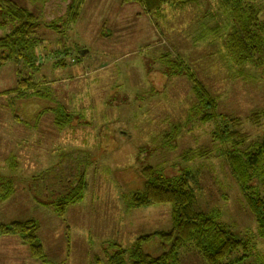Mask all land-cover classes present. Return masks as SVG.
I'll use <instances>...</instances> for the list:
<instances>
[{
	"label": "rangeland",
	"instance_id": "obj_1",
	"mask_svg": "<svg viewBox=\"0 0 264 264\" xmlns=\"http://www.w3.org/2000/svg\"><path fill=\"white\" fill-rule=\"evenodd\" d=\"M14 1L36 14L47 6L46 0ZM229 23L219 0L164 5L153 13L136 2L84 0L78 20L62 33L43 26L38 30L44 45L37 49L42 66L35 80L47 79L53 95L19 98L14 104L17 115L34 125L31 112L61 105L70 112L71 122L63 131L57 115V126L54 116L41 117L39 125L44 128L37 125L38 132L45 141L39 147L31 146L35 133L29 129L12 147L0 141V173L13 176L15 185L10 200L0 204V224L35 219L48 259L44 263L36 258L18 235H1L0 264H109L111 243L129 247L130 235L138 228L171 229L168 204L147 211L128 209L131 194L144 189L141 167L145 164H162L167 172L172 165L193 173L201 169V179L192 181L199 208L219 211L220 220L238 237L256 242L247 244V253L258 264L264 262V237L259 236L256 216L229 164L220 156L190 161L180 157L188 149L211 147L210 134L218 123L189 121L194 124L188 125L190 109L197 102L189 71L217 98L218 113L242 120L241 129L249 135L246 144L264 138V58L258 66L237 65L226 49ZM178 60L183 64L174 65ZM20 69L15 61L0 65V107L5 110L10 104L1 100V93L21 78ZM254 114L260 115L255 116L257 123L250 118ZM173 130H177L176 149H163L173 140ZM61 151L91 158L85 169L87 195L68 207L66 217L54 206L37 202L31 191L34 177L66 163ZM11 153L16 155L12 160ZM12 161L17 166H11ZM72 162L73 158L67 163ZM258 182L264 196V185ZM255 185L251 181L250 186ZM116 186L121 189L116 191ZM119 209L128 211V216L121 218ZM139 221L145 226H137ZM180 255L181 264L205 263L191 246H184ZM254 260L249 257L247 262Z\"/></svg>",
	"mask_w": 264,
	"mask_h": 264
},
{
	"label": "trees",
	"instance_id": "obj_2",
	"mask_svg": "<svg viewBox=\"0 0 264 264\" xmlns=\"http://www.w3.org/2000/svg\"><path fill=\"white\" fill-rule=\"evenodd\" d=\"M194 1L196 0H123V3L136 2L147 12L153 13L160 11L164 5L182 7ZM46 2L47 6L42 13L36 14L14 0H0V65L15 61L21 68L18 72L21 78L18 76L16 86L6 91L13 96L8 106L14 109L16 101L31 94L44 99L51 98L47 79L35 80L42 66L37 49L44 45V40L37 34L38 30L43 26L62 33L63 28L78 20L84 0ZM219 3L226 9L232 21L229 23L230 34L226 41L229 56L240 66L260 65L264 58V1L219 0ZM48 11L50 14L46 16ZM64 15L67 16L66 21L61 23ZM76 62L77 58L73 60V63ZM173 64L182 65L183 62L178 60L173 61ZM189 69L186 68L188 71ZM187 75L193 81L195 100L197 99L190 109L188 125L197 121L218 123L212 131L211 147L189 149L180 157L184 161L223 157L245 195L249 209L256 216L259 236L264 237V196L257 189L258 180L264 185V138L246 144L249 135L241 129L242 120L218 113L217 98L195 74L189 71ZM51 109L58 116L57 122L61 127L69 125V111L61 105ZM255 116L258 118L260 115L254 114L250 118L257 123L259 119L256 120ZM176 132L177 130H173V140L166 142L163 149H176ZM143 148L140 151H145ZM63 158L66 163L73 158V162L67 163L68 165L63 162L60 166L50 167L34 177L31 191L37 202L54 206L64 217L68 206L82 201L85 197L88 186L85 169L91 165V158H81L73 153H64ZM11 166L15 167L17 163L12 161ZM172 166V170L167 172L162 164L143 165L141 174L145 178L144 189L131 194L128 200L129 207L133 209L170 205L172 228L168 231L141 234L129 247L111 243L114 251L109 256V264H181L180 252L186 245L197 251L205 264H258L254 256L247 253V244L255 245L256 242L250 241L251 238L238 237L220 220L219 211L199 208L195 183L192 181L201 178V169L193 173ZM13 178L11 175L0 176V204L13 196ZM251 181H255L254 187L250 186ZM38 229L35 219L16 220L0 224V236L18 235L23 242L29 244L36 258L47 263L44 246L37 235ZM240 249L244 251L242 254L239 253ZM249 257L256 263L247 262Z\"/></svg>",
	"mask_w": 264,
	"mask_h": 264
},
{
	"label": "crops",
	"instance_id": "obj_3",
	"mask_svg": "<svg viewBox=\"0 0 264 264\" xmlns=\"http://www.w3.org/2000/svg\"><path fill=\"white\" fill-rule=\"evenodd\" d=\"M83 67V66H82ZM81 69V67H79V70ZM13 80L14 81H16V77H14L13 78ZM84 82V81H83ZM16 84H17V82H14V86L13 87H11L10 89H12V88H14L15 86H16ZM10 89H8V90H10ZM6 91H7V89L6 90H4V92H2L1 93V96H3L2 94L4 93V96L1 98V100H3V101H5L6 103H8L9 104V100H10V98H11V94L9 95V94H7L6 93ZM52 94V93H51ZM53 95V94H52ZM38 105V104H37ZM17 109H14V108H12V107H10L9 106V109H7V110H5V109H3L2 107H0V141L2 140V142H3V146H5V145H9V147H12L16 142H17V138H20V137H22L24 134H25V131H27L28 129V132L30 131V130H33V132L35 133V137H37V139L35 138V137H32V140H31V142L33 143V144H31V146L32 147H34V146H40L42 143H44V141H45V137L43 136V134H39V132H38V129H39V126L41 127V128H44V125L42 126L41 124L39 125V122H40V120H42L43 118L44 119H47V118H53V116H54V125L55 126H57V122H56V114H55V112L54 111H52V109H46V110H44L43 111V113L39 110V108L36 110V111H33V112H31V114H29L30 113V109H28V114L29 115H32V116H34L33 117V120H32V122L34 123V125H28L26 122H24V121H22L21 119L22 118H19L18 117V113H17ZM40 112L42 113V114H40ZM27 114V115H28ZM8 116V117H7ZM7 117V118H6ZM41 117H42V119H41ZM37 125H39V126H37ZM30 126H33L32 128H28V127H30ZM58 128L59 129H61V130H65L66 128H67V126H63V127H60V126H58ZM44 132V131H43ZM45 132H46V129H45ZM210 137H211V143H212V132H211V134H210ZM21 142H19L18 144H20ZM16 146V145H15ZM196 149H198V148H196ZM189 150V149H188ZM16 151V150H15ZM91 154V153H90ZM59 155L60 156H63L64 155V153H62V151L59 153ZM14 156H16L15 154H13V153H11L10 154V157H11V160H12V158H14ZM45 158H48V157H50V155L48 154V155H43ZM92 156V155H91ZM214 157H217V156H212V157H206V158H204V159H212V158H214ZM223 158V157H222ZM198 159V158H197ZM224 159V158H223ZM199 160V159H198ZM225 160V159H224ZM225 162H227L226 160H225ZM89 168V167H88ZM87 171H88V169H86ZM86 171V179H88L87 178V176H88V172ZM93 175L94 174H97V172L96 173H92ZM0 175L1 176H3V175H6V174H1L0 173ZM90 175V174H89ZM89 179H90V176H89ZM201 179V178H200ZM88 183V182H87ZM121 189V187H118V186H116V191H118V190H120ZM86 190H87V188H86ZM31 192V191H30ZM87 192V191H86ZM87 195V193H85V196ZM90 195V194H89ZM85 198V197H84ZM35 199V198H34ZM8 200H10V199H8ZM7 200V201H8ZM84 200V199H83ZM29 201V200H28ZM6 202V201H5ZM25 203H27V202H25ZM79 203V202H78ZM77 204V203H76ZM72 205H75V204H72ZM165 205H167V204H164V206ZM160 206H162V205H157V206H152V207H147L145 210L147 211V210H151L150 208H156V209H158ZM69 207V206H68ZM128 209H133V208H128ZM142 209H144V208H142ZM67 210H68V208L66 209V212H67ZM119 211H121V218H125V217H127L128 216V214H129V212L128 211H124V210H120L119 209ZM124 211V213H122ZM146 211H143V212H141V213H139L138 215H140L141 216V214L142 213H144V212H146ZM66 212H65V214H66ZM168 215H169V217H170V221H171V207L169 208L168 207ZM131 213H133V211L131 212ZM135 213V212H134ZM65 217H66V215H64ZM139 225H144L145 226V223L143 222V221H139V223H138V225L137 226H139ZM158 230H166V231H168V230H170V229H161V228H159V227H156V229H153V230H151V231H145L143 228L142 229H137V232L135 233V234H132V235H130V237L131 238H133V241L130 243V244H132L134 241H135V239L139 236V235H141V234H145V233H152V232H154V231H158ZM202 264H205V263H202Z\"/></svg>",
	"mask_w": 264,
	"mask_h": 264
}]
</instances>
